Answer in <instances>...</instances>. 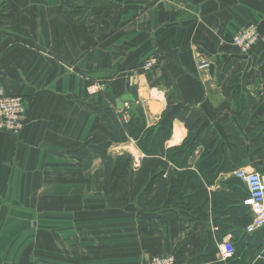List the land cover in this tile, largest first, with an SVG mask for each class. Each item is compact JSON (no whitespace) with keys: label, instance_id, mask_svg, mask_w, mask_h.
<instances>
[{"label":"crops","instance_id":"0c3cea01","mask_svg":"<svg viewBox=\"0 0 264 264\" xmlns=\"http://www.w3.org/2000/svg\"><path fill=\"white\" fill-rule=\"evenodd\" d=\"M0 7L7 10L0 27L8 29L0 31V88L26 101L23 130L0 131V264H142L154 255L217 261L210 203L204 221L177 215L151 228L146 221L159 210L123 204L129 172L105 191L104 157L77 150L103 125L90 103L118 115L126 102L120 108L118 100L129 94L149 125L186 105L200 108L222 138L220 120L232 121L244 157L210 190L223 189L239 168L264 175V0H0ZM250 24L260 40L244 54L232 40ZM152 55L159 63L144 71ZM93 82L105 88L90 95ZM175 120L169 146L188 133ZM209 231L217 251L208 256L201 245ZM252 235L234 264H264L262 233Z\"/></svg>","mask_w":264,"mask_h":264},{"label":"trees","instance_id":"16d2710c","mask_svg":"<svg viewBox=\"0 0 264 264\" xmlns=\"http://www.w3.org/2000/svg\"><path fill=\"white\" fill-rule=\"evenodd\" d=\"M90 109L103 125L98 127L97 137L78 148L77 155L87 158L96 153L104 157L105 191L111 190L115 178L129 172V188L123 194V204L135 203L139 209L159 210L161 213L155 219L146 221L155 229L168 224L177 215L191 221H204L209 216L206 206L210 203L216 240L222 241L230 235L234 242L235 254L230 264H234L241 251L250 250L253 242L247 240L246 227L252 221V211L243 204L248 194L245 184L233 175L221 181L223 189L210 190L222 173L235 169L244 157L240 135L231 120H220L225 139L207 122L206 114L192 105L176 110L168 107L152 125L148 124L142 105L137 114L129 113L126 123L112 107L93 101ZM174 119L184 122L188 133L181 144L169 146ZM131 141L143 154L138 165L129 151H109L113 146ZM149 194H152L150 198ZM263 228L257 230L262 233L259 242L264 238ZM252 233L251 238L256 231ZM212 234L209 231L201 245L208 256L217 251L213 247ZM209 258L204 259L219 264L215 256Z\"/></svg>","mask_w":264,"mask_h":264},{"label":"built area","instance_id":"2783aa9c","mask_svg":"<svg viewBox=\"0 0 264 264\" xmlns=\"http://www.w3.org/2000/svg\"><path fill=\"white\" fill-rule=\"evenodd\" d=\"M260 33L255 24L246 26L243 30L234 35L232 43L242 53H249L253 47L259 42ZM159 63L156 55L148 57L144 64V71H151ZM201 67L209 66L206 60H201ZM105 88L102 82H93L87 87L90 95H96ZM25 99L16 94H9L3 88H0V131H6L14 134L20 133L26 123V106ZM130 104L125 103V115L129 117ZM236 177L240 178L246 185L248 194L243 199V204L248 206L252 213V221L247 225L246 231L252 233L264 227V175L258 170H249L239 168L234 171ZM218 263L230 264V259L235 254V246L231 236L224 237L222 241L217 243ZM264 260V254L258 256ZM142 264H177L173 255H154L149 257Z\"/></svg>","mask_w":264,"mask_h":264},{"label":"rangeland","instance_id":"374dc122","mask_svg":"<svg viewBox=\"0 0 264 264\" xmlns=\"http://www.w3.org/2000/svg\"><path fill=\"white\" fill-rule=\"evenodd\" d=\"M20 12H24L27 15V17L31 16L30 10H26V11L21 10ZM34 12H36V10H34ZM5 13H7V10H5V7H0V17H4ZM23 17H24V15L22 13H19V19H22ZM0 19H2L3 22L5 21L3 18H0ZM0 25H2V24L0 23ZM0 29H1L0 31H4L3 29H5V31L8 30L7 27H5L4 25L1 26ZM18 40H20V39H18ZM25 103H26V101H25ZM118 115L121 117V120H122L123 123H126L128 121V116L125 115V112H123L121 114L119 113ZM111 151H113V152L129 151L130 153H132L134 155L136 160L141 158V152L138 149V147L136 146L134 141H131V142H128V143H125V144H122V145L121 144L120 145H116V146H114V148Z\"/></svg>","mask_w":264,"mask_h":264},{"label":"water","instance_id":"95a60500","mask_svg":"<svg viewBox=\"0 0 264 264\" xmlns=\"http://www.w3.org/2000/svg\"><path fill=\"white\" fill-rule=\"evenodd\" d=\"M144 95H145V99L148 100L149 99V94L145 93ZM128 100L131 102V106H130L129 111L134 113V114H137L140 105L137 102V99L135 97H133L132 95L128 94V95L123 96L121 99H119L118 100L119 107L121 108L123 106V101H128ZM149 105H153V107H152L153 111H156L158 109V106L155 105V104H149ZM175 121L178 122L177 119Z\"/></svg>","mask_w":264,"mask_h":264}]
</instances>
